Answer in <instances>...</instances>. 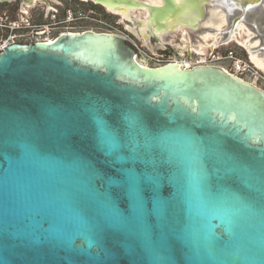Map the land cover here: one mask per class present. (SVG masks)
Returning a JSON list of instances; mask_svg holds the SVG:
<instances>
[{
  "label": "water",
  "instance_id": "obj_1",
  "mask_svg": "<svg viewBox=\"0 0 264 264\" xmlns=\"http://www.w3.org/2000/svg\"><path fill=\"white\" fill-rule=\"evenodd\" d=\"M77 1L141 14L151 39L195 34L210 6ZM221 1L226 34L264 23V0ZM136 59L91 30L3 47L0 264H264V90L219 66Z\"/></svg>",
  "mask_w": 264,
  "mask_h": 264
},
{
  "label": "rangeland",
  "instance_id": "obj_2",
  "mask_svg": "<svg viewBox=\"0 0 264 264\" xmlns=\"http://www.w3.org/2000/svg\"><path fill=\"white\" fill-rule=\"evenodd\" d=\"M57 1L61 3L60 6L55 5L57 4L55 0H50V4L55 7L57 13H48L43 7H36L28 9L27 14H21V11L15 4L0 3V45L6 42L10 44H30L38 40L52 39L60 32L93 30L96 32H110L126 37L128 40L130 39L149 57V62L146 60L149 66L154 67L155 65L172 60H184L191 67L202 59L194 53L189 54L187 48L186 50L184 48V52L180 54V48L172 43L166 42L163 46L153 43L146 45L140 39H136L129 34L125 22L120 21L116 15L111 14L101 7L94 6L90 3H81L76 0ZM25 19L29 24L25 22ZM70 19L74 20L69 22ZM41 29H45L46 34L43 36L36 35V31ZM172 36L174 39H177L176 35H170L169 38ZM187 36H190L192 40L195 38V35ZM246 38L247 36L242 34L239 40ZM247 55L248 53L244 48L234 41L227 45H221L213 51L209 48L206 49L205 57L203 58L209 64L220 65L234 72L237 71V64L241 62V65L246 68L245 71L240 72L243 75V79L253 82L263 89L264 73L257 71L252 64L251 66L249 65L250 62ZM142 58L146 59L145 57ZM247 63H249L248 66L245 65Z\"/></svg>",
  "mask_w": 264,
  "mask_h": 264
},
{
  "label": "bare ground",
  "instance_id": "obj_3",
  "mask_svg": "<svg viewBox=\"0 0 264 264\" xmlns=\"http://www.w3.org/2000/svg\"><path fill=\"white\" fill-rule=\"evenodd\" d=\"M143 2H146L149 5H159V0H140ZM210 6L206 8L204 19L200 22L199 28L200 30L195 35L194 40L188 37V31L186 29L180 28L179 37L177 38V41L174 40V37H170L169 43L171 42L176 47H179L180 54L184 52V48L189 54L194 53L195 55L199 56V58H202L200 61H198L194 66L196 65H212L207 63V60L203 57H205V50L210 49L213 51L214 49L218 48L219 46L227 45L230 42H236L239 46L244 48V50L248 53V60L250 62L245 64L248 66V64L251 66V64L254 66V68L264 73V40H262V32H264V23L262 21H258V23L255 21L247 20V22H251L248 24L246 20L244 22H238L235 26H233L230 29V34H226L229 30L228 24H227V14L226 11L223 10V5L221 0H210ZM29 6V5H28ZM32 6V5H30ZM105 10L109 11L112 14H118L120 15V20L123 22H127L126 20L135 21V24L133 26H130L129 23H126V29L134 30V32L137 35V38H139L141 41H143L146 45H149L150 43V37L147 36V32L145 29V20L143 24L140 27V33L143 34V36L147 39L146 41L142 39L139 32L136 31L137 27V21L141 18V14L137 15L136 13H133L132 10H123L125 14L122 13V11H111L110 9L104 8ZM23 10V9H22ZM24 11V10H23ZM228 29V30H227ZM262 29V32L260 30ZM93 31V30H91ZM96 32V31H93ZM103 33H110V32H103ZM114 34V33H111ZM226 34V35H225ZM242 34H245L247 36L244 40H239L240 37H242ZM187 37V38H186ZM158 38V39H157ZM155 39V38H154ZM156 40H159V43L162 45L165 43L166 39H164V36H156ZM41 41V40H38ZM47 41V42H51ZM10 43H6L5 45H8ZM241 44V45H240ZM138 64H140L143 67H149V65L146 62V59L140 58L136 59ZM238 61V60H237ZM169 62H174L178 64L179 66H183L186 69H189L193 66H189L188 62H185L184 60H172ZM240 62V61H238ZM212 63V62H211ZM193 65V64H192ZM158 66V65H157ZM217 66V65H214ZM222 69H224L226 72L231 73L235 75L236 77L243 79V75L240 73L241 71H245L246 68L243 67L238 63L237 64V71H229L226 68L218 65ZM156 67V66H155ZM247 81V80H244ZM256 87H259L257 84L247 81ZM260 88V87H259ZM264 90V88H263Z\"/></svg>",
  "mask_w": 264,
  "mask_h": 264
},
{
  "label": "flooded vegetation",
  "instance_id": "obj_4",
  "mask_svg": "<svg viewBox=\"0 0 264 264\" xmlns=\"http://www.w3.org/2000/svg\"><path fill=\"white\" fill-rule=\"evenodd\" d=\"M56 2H57V4H55V5H61V3L60 2H58L57 0H55ZM77 1V0H76ZM32 2H33V5L32 6H28L27 4H25L22 0H13V1H11V2H7V3H4V4H15L16 5V7L21 11V14H27V10L28 9H31V8H36V7H43L45 10H47L46 12H55V13H57V11H56V9H55V7L54 6H52L51 4H50V0H45V2H42V1H39V0H32ZM79 2V1H78ZM24 11H23V10ZM105 10V9H104ZM107 11V10H106ZM109 12V11H108ZM112 14V13H111ZM54 15V14H53ZM113 15H116L117 17H118V19H120L121 17H120V15H118V14H113ZM122 19V18H121ZM74 19H70L69 20V22H72ZM75 20H77V19H75ZM121 21V20H120ZM25 22H27L28 24H29V22L25 19ZM30 27V26H29ZM10 29V28H9ZM17 30V29H16ZM13 31V30H12ZM70 32V31H69ZM68 31H66V32H60L57 36H59L60 34H62V33H69ZM71 32H73V31H71ZM75 32H78V31H75ZM80 32H82V31H80ZM46 34V31H45V29H41V30H38V31H36V35H40V36H43V35H45ZM57 36H55L54 38H52V39H50V38H47V39H44V40H41V41H45V42H47V41H50V40H54ZM167 43H169L168 41H169V39H166L165 40ZM165 42V43H166ZM150 43L152 44H156V45H161L160 43H159V40H156V38L155 39H151L150 38ZM165 43H163L162 44V46L165 44ZM171 43V42H170ZM248 56V55H247Z\"/></svg>",
  "mask_w": 264,
  "mask_h": 264
},
{
  "label": "snow or ice",
  "instance_id": "obj_5",
  "mask_svg": "<svg viewBox=\"0 0 264 264\" xmlns=\"http://www.w3.org/2000/svg\"><path fill=\"white\" fill-rule=\"evenodd\" d=\"M102 129H104L101 133V142L102 143H107V144H111L114 142L115 140V135L110 131L107 130V126L106 125H102ZM141 131H144L143 129H141ZM260 181L262 184H264V172H262L261 176H260Z\"/></svg>",
  "mask_w": 264,
  "mask_h": 264
},
{
  "label": "built area",
  "instance_id": "obj_6",
  "mask_svg": "<svg viewBox=\"0 0 264 264\" xmlns=\"http://www.w3.org/2000/svg\"><path fill=\"white\" fill-rule=\"evenodd\" d=\"M120 36V35H119ZM122 37V36H121ZM134 48H135V50H136V55H137V59H140L141 57H145L146 58V60L149 62V57L144 53V52H142L140 49H139V47L134 43V42H132L130 39V41L126 38V37H124ZM6 43H8V42H6ZM5 43V44H6ZM5 44H2V45H0V53H1V51L3 50V47L4 46H6ZM9 45V44H8ZM141 54H140V53ZM228 58V57H227ZM166 63V62H165ZM158 65H161V64H158ZM155 66H157V65H155ZM154 66V67H155ZM149 67H153V66H149Z\"/></svg>",
  "mask_w": 264,
  "mask_h": 264
}]
</instances>
